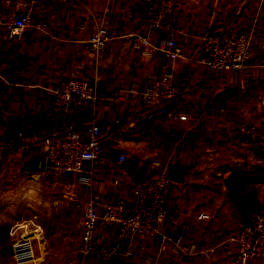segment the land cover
<instances>
[{"label":"crops","instance_id":"obj_1","mask_svg":"<svg viewBox=\"0 0 264 264\" xmlns=\"http://www.w3.org/2000/svg\"><path fill=\"white\" fill-rule=\"evenodd\" d=\"M157 1L39 0L33 26L21 37L0 29V264H13V244L24 235L14 224L39 218L40 204L28 187L36 181L35 171H47L43 183L59 195L47 211L63 214L62 224L46 232L47 256L35 264H242L227 238L246 222L248 210L264 209V178L258 171L264 151L238 128L253 123L264 138V52L259 49L264 43V0H176L177 37L187 45L185 57H145L141 52L148 48L135 39L145 33L147 8ZM100 27L108 32V46L87 49L86 40ZM226 27L249 34L256 53L252 70L216 73L206 64L203 37ZM163 74L183 90L169 104L172 117L157 112L144 94ZM73 77L87 80L95 99L65 115L55 92ZM147 119L153 132L142 136L140 124ZM92 123L100 127L104 154L85 163L81 175L87 182L78 175L53 173L46 159L51 134L60 127ZM120 153L133 162L128 174L118 160ZM239 161L247 171L234 167ZM191 162L184 181L173 182L165 195L168 215L158 237L124 236L113 223L97 231L99 241L116 249L112 260L104 263L79 254L90 197H130L133 182ZM230 177L241 183L238 190ZM9 184L20 187L7 190ZM63 186L76 190L66 202ZM177 242L196 245L197 253H174ZM245 264H264V257Z\"/></svg>","mask_w":264,"mask_h":264},{"label":"built area","instance_id":"obj_2","mask_svg":"<svg viewBox=\"0 0 264 264\" xmlns=\"http://www.w3.org/2000/svg\"><path fill=\"white\" fill-rule=\"evenodd\" d=\"M39 0H0V29L10 36L19 38L33 26V10ZM176 0H158L147 8L144 21L145 33L136 36V44L145 57H153L156 53H167L174 58H184L187 45L178 39V18ZM83 28V25L79 26ZM110 38L105 28L93 31L85 42L87 49L100 51L109 44ZM206 64L216 72L226 70L249 71L254 66L255 49L250 36L245 31L226 27L207 33L201 43ZM264 52V43L259 45ZM93 86L82 78L64 80L55 92V102L67 115L78 105L95 99ZM145 97L161 115L172 117L169 104L181 98L183 90L169 74L156 76L145 91ZM264 101V98H263ZM239 131L248 136L251 142L261 143L264 151V138L253 123H242ZM153 132V123L147 119L140 124V134L149 136ZM263 143V144H262ZM104 147L101 142V130L97 123L87 127L76 125L64 126L55 130L49 140L46 159L51 164L53 173L59 176L78 175L79 181L87 182L82 176L86 162H95L103 157ZM124 164L123 173L128 174L133 162L124 153L118 156ZM235 168L247 171L243 162L234 164ZM49 177L47 171H35L32 178L45 181ZM173 181L169 171H163L131 184V196L127 199H102L100 196L90 197L84 206L82 222V240L78 252L83 258H91L99 262H108L116 255V249L99 241L97 231L109 224H118L124 236L156 238L160 235L168 212L165 195ZM63 200L76 195L73 187L63 186ZM206 219V215H201ZM246 222H242L236 231L228 236L227 242L237 249L236 261L245 264L264 257V209H252L246 212ZM173 252L187 256L197 253L196 245L184 247L176 243ZM48 254L47 240L42 233H30L20 236L12 247L13 264H35Z\"/></svg>","mask_w":264,"mask_h":264},{"label":"rangeland","instance_id":"obj_3","mask_svg":"<svg viewBox=\"0 0 264 264\" xmlns=\"http://www.w3.org/2000/svg\"><path fill=\"white\" fill-rule=\"evenodd\" d=\"M258 165H259L258 171L262 174V177L264 178V163H259ZM18 186H19L18 184H9L7 190L9 188H13V187L16 188ZM28 187L35 190L34 195L36 202L40 204L37 206L38 209H36V213L38 214L39 218H34L31 222L28 221L26 223L20 222L14 224L15 231L17 230V233H23L24 235L34 232L42 233L46 235L47 233L52 232L55 227L62 224L63 221V214H61V212H59L58 210L57 211L52 210V212L50 213L47 211V209L50 208L52 205L56 206V202L58 200L59 195L57 194V191L53 189V187L43 183V181H35L34 183H29ZM7 190L5 191V193L7 194L5 198L8 200L11 198V196H9L10 192ZM19 198L21 200L22 198H26V197H19ZM127 198L129 197H125V199ZM31 199L32 198H30V201ZM33 213L35 212L34 211L29 212L27 213V215L31 214L32 216Z\"/></svg>","mask_w":264,"mask_h":264},{"label":"water","instance_id":"obj_4","mask_svg":"<svg viewBox=\"0 0 264 264\" xmlns=\"http://www.w3.org/2000/svg\"><path fill=\"white\" fill-rule=\"evenodd\" d=\"M194 165V162H191L189 165H186L184 167H180L179 164L174 165L172 168L169 170V178L173 182H183L184 177L188 170ZM222 235H219L221 237Z\"/></svg>","mask_w":264,"mask_h":264},{"label":"trees","instance_id":"obj_5","mask_svg":"<svg viewBox=\"0 0 264 264\" xmlns=\"http://www.w3.org/2000/svg\"><path fill=\"white\" fill-rule=\"evenodd\" d=\"M260 157H262L264 159V155H260ZM249 169H250V167H249ZM229 182H232L235 190H238V188L240 187V184H241L240 182L235 181L233 177L229 178Z\"/></svg>","mask_w":264,"mask_h":264}]
</instances>
